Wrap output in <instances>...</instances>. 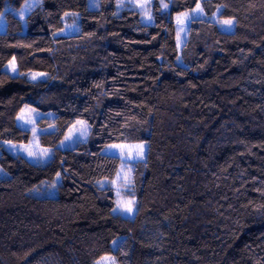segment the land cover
<instances>
[{"label":"trees","instance_id":"obj_1","mask_svg":"<svg viewBox=\"0 0 264 264\" xmlns=\"http://www.w3.org/2000/svg\"><path fill=\"white\" fill-rule=\"evenodd\" d=\"M0 0V264H264V0H153L150 24L118 0ZM177 46L178 13L197 5ZM167 5V8L164 7ZM219 9V11H218ZM69 14L78 29L59 34ZM219 19H233L231 31ZM21 72L44 71L31 81ZM51 116L45 164L4 147L27 142L26 105ZM78 119L89 137L58 143ZM146 142L136 212L114 213L116 143ZM57 176L59 180L57 181ZM45 184V185H43ZM114 241H119L113 245Z\"/></svg>","mask_w":264,"mask_h":264},{"label":"rangeland","instance_id":"obj_2","mask_svg":"<svg viewBox=\"0 0 264 264\" xmlns=\"http://www.w3.org/2000/svg\"><path fill=\"white\" fill-rule=\"evenodd\" d=\"M41 0H26L21 8L15 10V14L19 16L23 25L25 26V17L34 6L38 5ZM152 3L153 0H118V6L120 9L125 7H135L138 9L141 15V20L143 23L150 24L153 22L152 17ZM98 5L97 0H90V6L96 7ZM199 5V4H198ZM200 6V5H199ZM201 8V6H200ZM202 9V8H201ZM197 10V6L191 10L178 13L175 16L177 22V46L180 49L186 40L188 26L192 19H189L194 11ZM186 14V15H185ZM202 14H199L196 18L202 17ZM217 24L220 29L224 31H231L234 27L233 19H219L215 16ZM179 21V22H178ZM224 21H232L231 25L223 23ZM65 28L59 31V34H72L75 33L78 29L77 16L75 14H69L65 20ZM6 21L4 14L0 13V32L5 31ZM13 65L15 66V71H13ZM4 70L8 71L12 75H24L27 79L31 81L44 80L48 77V73L44 71H27L21 72L16 64L15 59H11L4 65ZM33 76L36 78L33 79ZM52 112H43L33 105L26 104L19 114L16 117V124L24 129L30 131L31 136L27 142H15V141H4V147L14 155L23 156L30 162L35 163L34 161L39 158L40 163L45 164L52 156L54 148L44 146L39 141V135L43 131H52L54 130V125L50 124L46 127H41L38 124L39 119L42 116H51ZM90 126L88 122L84 119L76 120L68 129L65 137L58 143L57 147L61 149L71 148L75 146L79 141H84L89 137ZM111 145H120V148L109 149ZM138 145H143L144 150L142 153V158L137 157V153L140 149ZM148 144L146 142H135V143H116L106 146L103 150L104 153L111 154L116 153V156H119L121 159V166L116 175L112 180H102L100 182L101 187L110 186L113 188L116 196V205L117 202L121 204L124 208L132 207L133 211L131 214L122 213L117 211L115 213L120 214L125 217L133 218L136 212V187L133 180V172L135 163L137 161H142L145 159L147 154ZM26 149V150H25ZM45 150H47V155H44ZM34 153V156H29L28 153ZM120 153H123V156H120ZM112 155V154H111ZM129 157H131L129 159ZM1 173L2 170L0 169ZM57 181L59 176H57ZM45 185V184H43ZM114 208V209H115ZM114 245V244H113ZM95 264H118L113 255H104L101 257Z\"/></svg>","mask_w":264,"mask_h":264},{"label":"snow or ice","instance_id":"obj_3","mask_svg":"<svg viewBox=\"0 0 264 264\" xmlns=\"http://www.w3.org/2000/svg\"><path fill=\"white\" fill-rule=\"evenodd\" d=\"M164 7L165 8H167V5H164ZM218 11H219V9H218ZM202 12H203V9H201L200 8V6L199 5H197V10L196 11H194L193 12V14L190 16V17H188L189 19H195L199 14H202ZM186 15V14H185ZM179 22V21H178ZM223 23H225V24H228V25H231L232 24V21H224ZM13 71H15V66L13 65ZM36 77L35 76H33V79H35ZM121 146L120 145H111V146H109V149L111 150V149H115V148H120ZM139 149H140V151L137 153V157L138 158H142V153H143V150H144V146L143 145H138L137 146ZM26 150V149H25ZM107 154V153H106ZM114 157L117 155L116 153H111ZM28 155L29 156H34V153H32V152H29L28 153ZM44 155H47V150H45V153H44ZM120 156L122 157L123 156V153H120ZM131 157H129V159H130ZM35 163H40L41 161H40V159L39 158H37L35 161H34ZM117 211H120V212H122V213H127V214H131L132 213V211H133V209H132V207H127V208H124L123 206H121V204L119 203V202H117V208H115V209H113V212L115 213V212H117ZM119 243V241H114L113 242V244L114 245H116V244H118Z\"/></svg>","mask_w":264,"mask_h":264}]
</instances>
